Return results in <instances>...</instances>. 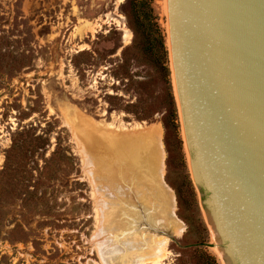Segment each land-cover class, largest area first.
<instances>
[{
	"label": "rangeland",
	"instance_id": "rangeland-1",
	"mask_svg": "<svg viewBox=\"0 0 264 264\" xmlns=\"http://www.w3.org/2000/svg\"><path fill=\"white\" fill-rule=\"evenodd\" d=\"M151 4L148 20L130 0H0V264H138L143 237L168 240L159 264H223L192 174L168 0ZM156 146L180 235L149 218Z\"/></svg>",
	"mask_w": 264,
	"mask_h": 264
},
{
	"label": "water",
	"instance_id": "water-1",
	"mask_svg": "<svg viewBox=\"0 0 264 264\" xmlns=\"http://www.w3.org/2000/svg\"><path fill=\"white\" fill-rule=\"evenodd\" d=\"M194 182L223 264H264V0H168Z\"/></svg>",
	"mask_w": 264,
	"mask_h": 264
},
{
	"label": "bare ground",
	"instance_id": "bare-ground-1",
	"mask_svg": "<svg viewBox=\"0 0 264 264\" xmlns=\"http://www.w3.org/2000/svg\"><path fill=\"white\" fill-rule=\"evenodd\" d=\"M167 9L168 7L166 6V11H168ZM149 166L153 174V178H154V190L150 189L154 191V193L148 192L149 188L146 189L147 190L146 194L148 193L146 195L147 201L151 203L153 201V200L151 201V198L152 197L154 198V201H153L154 205L153 203H151L153 205L154 213L152 212L153 213L152 214L150 211H148L152 214V215H149L150 216L149 218L154 219V222L160 225L161 227L171 229L174 235H180L183 233V225L178 220L177 216L175 215V201H174L173 195L170 193L168 186L164 184V181L162 179L164 165H163L162 151L160 147L155 148L154 157L149 159ZM128 203L120 202V204L118 205L116 209V216L117 217L120 216V218L124 216H127V217L129 216L130 218L131 217L130 215L134 214L135 216L133 215L131 217V223L134 224L138 217V214L134 210H131L133 208L132 206L130 209V206L128 205ZM127 206H129V209L134 212L130 213L131 211L127 210ZM156 218H158V220ZM143 241L146 245V250L143 251V255L145 256V258L138 259L137 260L139 261L138 264H159L160 261L164 259L166 256L168 240L166 238H160V237L159 238L143 237ZM149 255H152V256H149Z\"/></svg>",
	"mask_w": 264,
	"mask_h": 264
},
{
	"label": "trees",
	"instance_id": "trees-1",
	"mask_svg": "<svg viewBox=\"0 0 264 264\" xmlns=\"http://www.w3.org/2000/svg\"><path fill=\"white\" fill-rule=\"evenodd\" d=\"M152 0H130L131 2V10H129V16H134L136 18H143V19H150L151 17H153L152 13H153V8H152V4H151ZM131 13V14H130ZM160 45H161V49L163 51H165V53L168 55V48L166 46V39L165 38H161L160 40ZM172 106H173V110L174 113L178 116V107H177V102H176V98L174 95H172ZM16 148V147H14ZM13 148V149H14ZM191 183V182H190Z\"/></svg>",
	"mask_w": 264,
	"mask_h": 264
}]
</instances>
